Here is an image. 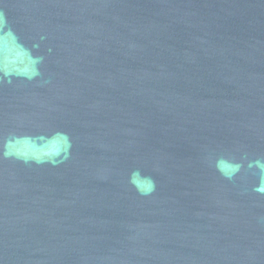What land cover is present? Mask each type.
I'll use <instances>...</instances> for the list:
<instances>
[{
    "label": "water",
    "instance_id": "obj_1",
    "mask_svg": "<svg viewBox=\"0 0 264 264\" xmlns=\"http://www.w3.org/2000/svg\"><path fill=\"white\" fill-rule=\"evenodd\" d=\"M0 264H264V0H0Z\"/></svg>",
    "mask_w": 264,
    "mask_h": 264
}]
</instances>
